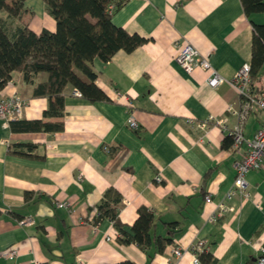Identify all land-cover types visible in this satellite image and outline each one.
Segmentation results:
<instances>
[{"label": "crops", "instance_id": "1", "mask_svg": "<svg viewBox=\"0 0 264 264\" xmlns=\"http://www.w3.org/2000/svg\"><path fill=\"white\" fill-rule=\"evenodd\" d=\"M24 5L30 29L55 31L43 0ZM263 15H246L240 0H127L115 9L112 22L146 42L107 62L93 59L95 83L108 101L92 103L68 86L64 128L54 133L12 132L0 120V264H9L4 252L13 247L17 264H76L78 258L86 264H193L191 246L199 240L214 264H256L264 246V165L245 176L249 197H226L234 163L245 154L244 145L222 147L236 122L227 106L237 94L227 82L209 86L203 69L186 73L174 58L178 42L187 40L229 79L251 61L253 25H264ZM46 78L39 73L35 82ZM32 89L14 71L0 95L16 90L26 101L21 118L38 119L47 99L31 97ZM131 115L136 129L127 125ZM209 116L226 127L197 125ZM263 123L264 114L253 110L244 135ZM15 143H30L32 150L16 154ZM110 187L122 196L118 219L126 228L139 208L153 214L152 234L171 237L162 253L153 244H122L108 219L95 226L97 204ZM220 202L233 210L209 221ZM26 216L34 223L18 225ZM177 247L180 258L173 255Z\"/></svg>", "mask_w": 264, "mask_h": 264}, {"label": "trees", "instance_id": "2", "mask_svg": "<svg viewBox=\"0 0 264 264\" xmlns=\"http://www.w3.org/2000/svg\"><path fill=\"white\" fill-rule=\"evenodd\" d=\"M43 1L56 22V29L54 32L43 29L37 34L22 19L27 11L25 0H0V90L10 81L11 73L18 71L23 81L33 86L31 97L47 99L41 118L10 120L12 132L54 133L63 130L64 98L68 86L92 103L108 101L105 92L95 83L97 74L91 66L93 59L107 62L117 51L129 53L146 42L142 36L130 34L112 22L109 6L114 11L127 0ZM240 1L246 15L264 13V0ZM253 26L256 35L249 63L251 78L258 90L264 74V25ZM42 72L47 78L35 82V76ZM232 143L233 138L228 134L222 147L229 148ZM32 146L30 143H15L11 147L14 153L26 155ZM121 201L118 190L108 188L97 204L95 223L108 219L113 222L122 244L135 243L142 249L153 244L156 251L162 253L171 237L152 234L153 214L147 208H139L137 218L128 229L118 219ZM198 258L200 264L215 263L214 256L205 249L198 253Z\"/></svg>", "mask_w": 264, "mask_h": 264}, {"label": "built area", "instance_id": "3", "mask_svg": "<svg viewBox=\"0 0 264 264\" xmlns=\"http://www.w3.org/2000/svg\"><path fill=\"white\" fill-rule=\"evenodd\" d=\"M109 12H113V7L109 6ZM175 62L186 72L190 73L197 68L203 69L208 72L206 83L211 87H217L223 82H227L237 94V102L230 103L227 106V111L236 118L235 124L229 130L228 134L233 138V147L241 145L245 146V154L242 159L234 163L236 175L234 178L233 186L227 192L226 197L230 198L234 194H241L249 197L250 193L247 190V181L245 176L248 171L253 169H260L264 165V123L253 133L251 137L244 135V122L253 110H260L264 114V75L260 87L256 90L253 80L251 78V65L249 62H243L241 66L234 72L231 78L226 79L220 75L216 68L211 64L208 57L202 55L198 50L187 40H180L177 45V52L175 55ZM75 96H80V92L73 89L72 92ZM26 106L25 99L16 91L13 90L8 95H0V120L3 126H7L10 120L19 119L22 117ZM209 121L225 126L222 119H216L209 116L207 119L197 122V125L204 128L208 125ZM127 125L131 129L138 128V122L131 115L127 120ZM156 182H161V177L156 176ZM205 202L211 203V195L205 196ZM59 206H67L66 202H59ZM260 208V205H257ZM216 214L210 216L209 221L214 222L216 215H221L227 210H233L232 207H227L225 203L220 202L217 204ZM34 219L31 216H26L18 221V225H32ZM99 223H95L98 226ZM204 247L203 240L195 242L191 246L193 254V264H200L198 253ZM258 251L260 255L256 258V264H264V246L259 245ZM183 250L175 248L173 255L176 258L182 256ZM18 251L16 248H9L4 252V257L8 259L9 264H17L16 258ZM76 264H86L82 259L78 258Z\"/></svg>", "mask_w": 264, "mask_h": 264}, {"label": "rangeland", "instance_id": "4", "mask_svg": "<svg viewBox=\"0 0 264 264\" xmlns=\"http://www.w3.org/2000/svg\"><path fill=\"white\" fill-rule=\"evenodd\" d=\"M263 17H264V15H263Z\"/></svg>", "mask_w": 264, "mask_h": 264}]
</instances>
